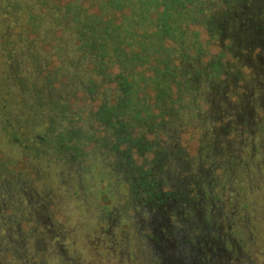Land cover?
<instances>
[{
	"label": "trees",
	"instance_id": "16d2710c",
	"mask_svg": "<svg viewBox=\"0 0 264 264\" xmlns=\"http://www.w3.org/2000/svg\"><path fill=\"white\" fill-rule=\"evenodd\" d=\"M83 2L96 11H88ZM50 16L61 34L71 37L73 57L67 66L77 68V83L83 85L87 96L97 84L94 75L107 82L105 99L82 122L87 125L90 118H97L118 142L129 140L128 132L136 123L143 129L160 127L168 114L175 118L182 113L181 106H175L176 96L194 97L200 82L221 87L225 80L219 78L224 74L229 76L226 81H237L248 71L246 65L240 72V53L264 43V0H58ZM261 60L264 70V60L253 58L256 64ZM7 72L0 62V146L6 149L0 157V264H81L75 249L96 256L89 248L91 233L77 238L72 233L61 241L50 231L52 227L34 216L40 213L51 219L53 211L48 204L56 206L53 197L57 193L67 196L62 206L57 203L62 213L70 210L74 197L91 215L98 206L93 216L105 222L103 236L111 240L100 243L116 251L108 252L111 257L116 255L114 264L155 260L148 249L150 241L143 238L147 228L135 218L140 210L157 203L147 171L112 150V164L86 170L93 173L98 192L94 193L88 182L67 185L65 178L81 181L84 169L76 168L78 162L96 164V153L111 152V144L101 138L94 147L83 150L82 140L87 142L90 136L77 126H61L73 113L67 103L52 97L47 101L42 96L36 98L32 106L46 109L47 114L33 125L21 100L11 96L13 84ZM20 85L18 82L15 87ZM16 154L17 158H12ZM27 156L34 165L32 177L26 170L19 169L20 174L14 171L13 161ZM160 158L157 156L155 164ZM45 165H53L55 170L45 173L41 169ZM21 180H25L22 185ZM104 197L107 201L101 206ZM23 202L30 214L17 209ZM6 207L8 214L3 213ZM53 227L61 228L58 223ZM61 252H71L73 257Z\"/></svg>",
	"mask_w": 264,
	"mask_h": 264
},
{
	"label": "rangeland",
	"instance_id": "374dc122",
	"mask_svg": "<svg viewBox=\"0 0 264 264\" xmlns=\"http://www.w3.org/2000/svg\"><path fill=\"white\" fill-rule=\"evenodd\" d=\"M57 1L6 0L5 4V0H0V62L8 68L7 75L12 80L11 96L21 100L33 125L47 114L46 109L32 106L36 98L42 96L47 101L52 97L58 103H67L73 113L61 126H77L85 136H90L87 142L82 140L83 150L94 147L101 138L111 144V152L96 153V164L82 159L78 162L76 168L84 169L81 181L65 178V183L84 186L88 182L94 193L98 192L93 173L87 174L86 170L109 166L114 153L147 171L157 203L149 210H140L135 218L147 228L143 238L150 241L148 249L154 252L155 260L136 264H264V70L260 67L262 60L260 64L253 61L258 57L264 60L263 41L252 51L240 53V72L246 65L248 71L240 73L237 81H226L229 76L224 74L219 78L225 80L221 87L209 81L200 82L194 97L176 96L175 106H181L182 113L178 112L175 118L168 114L160 127L143 129L136 123L128 132L129 140L118 142L97 118H90L87 125L82 122L105 99L107 82L94 75L97 84L89 96L83 85H78L77 68L67 66L70 56L73 57L71 37L63 36L50 16ZM83 4L88 11H96L86 2ZM4 57L6 60L2 61ZM18 82L19 88L15 87ZM76 113L80 118L75 117ZM143 142L148 146L142 147ZM5 150L0 146L1 158ZM157 156L161 158L155 164ZM12 158L16 159L17 154ZM13 163L16 174L21 169L33 176L32 157ZM41 169L45 173L55 170L53 165ZM24 182L21 180L20 184ZM51 192L56 194L55 189ZM53 198L56 206L48 204L53 211L52 220L40 213L34 216L44 226L52 227L50 231L61 241L72 233L75 238L91 233L89 248L96 256L75 249L78 262H117L115 254L108 255L116 251L100 243L111 240L110 236H103L105 222L96 221L93 216L98 213V206L91 215L90 209H84L74 197L68 205L70 210L62 213L58 204L66 203L67 196L57 193ZM104 198L99 199V205L106 203L107 197ZM24 205L23 202L17 209L30 214ZM9 211L6 207L3 213ZM57 223L62 230L53 227ZM104 251L106 256L101 255ZM61 254L73 257L71 252Z\"/></svg>",
	"mask_w": 264,
	"mask_h": 264
}]
</instances>
